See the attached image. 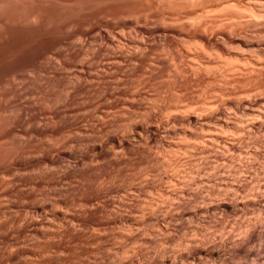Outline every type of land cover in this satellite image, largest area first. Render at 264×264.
<instances>
[{
    "label": "bare ground",
    "instance_id": "1",
    "mask_svg": "<svg viewBox=\"0 0 264 264\" xmlns=\"http://www.w3.org/2000/svg\"><path fill=\"white\" fill-rule=\"evenodd\" d=\"M59 1L75 18L0 73V198L31 200L0 264H264V97L223 93L264 72V0Z\"/></svg>",
    "mask_w": 264,
    "mask_h": 264
},
{
    "label": "rangeland",
    "instance_id": "2",
    "mask_svg": "<svg viewBox=\"0 0 264 264\" xmlns=\"http://www.w3.org/2000/svg\"><path fill=\"white\" fill-rule=\"evenodd\" d=\"M5 0H3V3H5L4 5H5V10H3V9H1V7H0V73H3V72H6V71H8V72H10V71H16V69H17V71L19 70V68H18V65H19V63L20 62H22L24 59L25 60H27L28 58L30 59V57L32 58V57H34L35 56V54H36V52L38 51V49H39V47H40V45L43 43V42H45L46 41V38H53V37H55V36H59V31H60V29H61V27H62V25H63V22L65 21V19H67V18H69V19H72V18H75V17H72V14H74L73 12H75V11H73V12H71L72 10H73V8H72V10L71 11H68L69 9L68 8H70V7H72V6H69V7H64L62 4H61V2L59 1V0H55L56 2H58V4H56V2H55V4H56V7H55V4L52 2L53 0H47V2H46V0H6L5 2H4ZM35 1V2H34ZM40 1V2H39ZM41 1H43V3L41 2ZM51 1V2H50ZM82 1V0H81ZM86 1V0H85ZM137 0H133V3H135ZM139 1V0H138ZM136 2V4L137 5H139V3L140 2ZM37 2V3H36ZM48 2H50V3H48ZM60 2V3H59ZM84 2V1H83ZM83 2H81V3H83ZM8 3V4H7ZM28 3V4H27ZM34 3V4H33ZM81 3L79 4V5H81ZM30 4V5H29ZM36 4V5H35ZM54 4V5H53ZM84 4H85V2H84ZM39 5V6H38ZM40 5H42V6H40ZM43 5H45V6H43ZM47 5V6H46ZM52 5H53V7H52ZM83 5V4H82ZM81 5V7H83ZM134 6H136L135 4H133ZM0 6H1V3H0ZM26 6V7H25ZM49 6V7H48ZM48 7V8H47ZM59 7V8H58ZM61 7V8H60ZM80 7V6H79ZM121 7V6H120ZM31 8V9H30ZM37 8V9H36ZM56 8V9H55ZM115 8V7H114ZM117 8V7H116ZM116 8L115 9H111L110 10V12H116L115 14L113 13V15H117V10L119 9V8H117V10H116ZM36 9V11H38V10H40V11H44V9H45V12H50V11H53V12H51V14L52 15H54L53 17H54V19L51 21V22H49L50 24H48L47 22H45L46 24H44L43 26H42V28L41 29H38L37 27H33V26H35V25H33V24H30V23H20L19 21L20 20H23V19H21L22 17H23V13L26 15L27 14V12L28 11H34ZM42 9V10H41ZM51 9V10H50ZM54 9V10H53ZM58 9V10H57ZM59 9H61V10H59ZM122 8H120V10H121ZM48 10V11H47ZM64 10V11H63ZM75 10V9H74ZM113 10V11H112ZM24 11V12H23ZM68 11V12H67ZM64 12H66V13H64ZM70 12V13H69ZM57 13V14H56ZM76 13V12H75ZM112 13H111V15H112ZM20 14V15H19ZM58 14H60V15H58ZM62 14V15H61ZM64 14H67V16L66 15H64ZM71 14V16H69ZM22 16V17H21ZM61 16V17H60ZM75 16V15H74ZM21 17V18H20ZM63 17V18H62ZM67 17V18H66ZM15 18V19H14ZM62 18V19H61ZM65 18V19H64ZM56 19V20H55ZM68 19V20H69ZM55 20V21H54ZM121 21V20H120ZM14 22V23H13ZM17 22V23H16ZM123 22H125V24L123 23ZM123 22H119L118 21V23H117V25L115 24V27L114 28H117L118 29V25H124V26H126L128 23L125 21V20H123ZM56 23V24H55ZM61 23V24H60ZM6 24V25H5ZM9 25V26H8ZM17 25V26H16ZM18 25H19V27H18ZM22 25V26H21ZM27 25V26H26ZM30 25V26H29ZM54 25V26H53ZM57 25V26H56ZM21 26V27H20ZM24 26V27H23ZM56 26V27H55ZM11 27H13V28H11ZM120 27V26H119ZM16 28H18L17 30H16ZM11 30V31H10ZM34 30V31H33ZM17 31V32H16ZM12 32V33H11ZM13 32H15V33H17V34H15V33H13ZM44 32V33H43ZM9 33V34H8ZM19 33V34H18ZM36 33V34H35ZM39 33V34H38ZM50 33V34H49ZM30 34V35H29ZM16 37H15V36ZM33 35V36H32ZM7 36V37H6ZM12 36V37H11ZM18 37V38H17ZM11 38V39H10ZM13 39V40H12ZM16 39V40H15ZM10 40V41H9ZM12 41H14L15 42V44H14V42L12 43ZM30 41V42H29ZM6 42V43H5ZM11 42V43H10ZM8 43V44H7ZM33 43V44H32ZM35 45V46H34ZM10 46H12V47H10ZM232 48H233V50H232ZM231 48V50H232V52H234V51H236V50H234V46ZM236 49V48H235ZM237 52V51H236ZM235 52V53H236ZM237 53H239V52H237ZM244 53V52H243ZM3 55V58H2V55ZM30 54V55H29ZM5 55V56H4ZM26 55V56H25ZM244 55H247V54H245L244 53ZM7 56V57H6ZM5 57V58H4ZM21 59V60H20ZM3 61V62H2ZM236 63H239V62H237L236 60H234ZM262 61H264V60H262ZM232 63H233V61H232ZM252 69H250V71H251ZM252 71H254V70H252ZM202 72L203 73H205V71H203L202 70ZM193 73L194 72H189L188 73V75L187 76H189V74H190V78H189V80H187V81H190V79H191V75H192V77L195 75V77L190 81V82H192L191 84L193 85V86H191V84H190V82H188V84L187 85H189L190 84V86L191 87H195V86H197L199 83H201V84H203L204 85V83H205V81H208L209 79L211 80L213 77H211V78H209L208 80H206L208 77L204 74L203 75V73H194V75H193ZM210 73H212V72H210ZM252 73V72H251ZM249 73V75H247V74H245V75H247V77H249V78H251L252 79V77H254L255 78V76L257 75L256 73H258L257 71H256V73H255V71H254V74L252 73ZM262 74L264 73L263 71L261 72ZM198 76H197V75ZM242 75V74H240V75H242V76H239L238 75V79H241L242 80V78H244L243 79V81L245 82L244 84L242 83L243 81H241L240 82V84H235L234 83V86H232L231 85V83H229L230 84V86L232 87V90L230 91L229 89L230 88H228L229 87V85H227V87H226V85H225V87L226 88H224V90H226V92L225 91H223V93H225L224 94V98L226 97V99H228V100H230L229 98H231L232 99V101H239V99H245V98H251V99H254V98H262V97H264V79H263V77L264 76H262V74H258L256 77L257 78H259V77H261L260 79H258V80H256V79H252L253 81H251V79H249L248 78V80H249V83H248V80L246 79L247 77L245 76V75ZM261 75V76H260ZM264 75V74H263ZM186 76V77H187ZM202 76V78H200ZM237 76V75H236ZM235 76V77H236ZM252 76V77H251ZM206 77V78H205ZM242 77V78H241ZM246 77V78H245ZM188 78V77H187ZM187 78H185V79H183V80H186ZM196 78V79H195ZM200 78V80H201V82L200 81H198V79ZM204 78H205V80H204ZM237 78V77H236ZM203 79V80H202ZM218 79V78H217ZM19 80H21V82H23L22 84L23 85H25L24 84V81H23V79H18V83H19V85H22V84H20L21 82L19 81ZM183 80H182V84H181V86H183ZM193 80H195V83L196 82H199L198 84L196 83V84H194L193 82ZM197 80V81H196ZM219 80V79H218ZM230 80V79H229ZM228 79H227V81H229ZM261 80V81H260ZM204 81V82H203ZM222 81V80H221ZM263 81V82H262ZM186 81H184V83H185ZM212 82V81H211ZM260 82V83H259ZM17 83V82H16ZM187 83V82H186ZM213 83H215V85H216V83H219V82H217V81H215V82H213ZM238 83V82H237ZM250 83H252V84H250ZM254 83V84H253ZM256 83V84H255ZM201 84H199L200 85V87L202 86ZM220 84V83H219ZM224 84V83H223ZM223 84H222V82H221V86L220 85H216L217 87L216 88H218V87H222L223 86ZM242 84V85H241ZM261 84V85H260ZM22 85V86H23ZM184 85H186V84H184ZM215 85L213 84L211 87H215ZM235 85H239L238 87H236ZM240 85L241 86H243V87H240ZM247 85V86H246ZM256 85V86H255ZM258 85V86H257ZM190 86H186L187 88H189ZM246 86V87H245ZM253 86V87H252ZM261 86V87H260ZM190 87V88H191ZM198 87V86H197ZM197 87H195V88H197ZM234 87H235V90L236 89H238V90H234ZM193 88H191V89H193ZM194 88V89H195ZM202 88V87H201ZM223 88V87H222ZM246 90H245V89ZM248 88L249 89H251V92H250V90L249 91H247L248 90ZM253 88V89H252ZM259 88V89H258ZM261 88V89H260ZM193 89V90H194ZM199 89V88H198ZM198 89H196V90H198ZM192 90V91H193ZM233 90H234V92H233ZM242 90V91H241ZM191 90H190V92H192ZM246 91L247 92H250V93H252L253 92V96L250 94H248V93H246ZM256 91V92H255ZM230 92V93H229ZM256 93H258V94H256ZM234 94H235V96H234ZM232 95V96H231ZM239 95L241 96V97H239ZM247 95V96H246ZM249 95V96H248ZM191 96V95H190ZM230 96V97H229ZM246 96V97H245ZM261 96V97H260ZM229 97V98H228ZM234 99H233V98ZM243 97V98H242ZM249 98V99H250ZM9 99V98H8ZM8 99H5L4 101H2L1 103H0V109L2 110V113H0V123L2 124L3 123V121H6V117L9 115V114H7L9 111H12V113L14 114L15 113V111L13 112V110L11 109V107L14 105L13 103V101L12 100H9L8 101ZM237 99V100H236ZM8 102H7V101ZM35 101L34 102H36L37 101V99H34ZM5 104H4V103ZM10 102V103H9ZM11 102H13V103H11ZM8 103V104H7ZM2 104V105H1ZM9 104H13L12 106L11 105H9ZM4 106H6V107H4ZM8 107H9V109H8ZM13 108V107H12ZM6 110V111H4V110ZM4 112L7 114V115H5L4 114ZM10 113V112H9ZM1 114H3V115H1ZM6 116V117H5ZM2 119H3V121H2ZM5 119V120H4ZM1 145V144H0ZM3 145V146H2ZM0 147V161L2 162V161H4L5 160V158H8L9 156V154H11V152H13L12 150V148H8L7 147V145L6 144H2ZM4 145H6V146H4ZM3 147H5L4 149H3ZM12 149V150H11ZM8 150V151H7ZM8 153H7V152ZM5 153V154H4ZM2 156H3V158H2ZM24 177H28V176H23V178ZM34 192H36V191H34ZM38 193V192H37ZM6 200V201H5ZM22 200V201H21ZM4 203H3V202ZM14 201V202H13ZM30 201L31 200H28V199H20L19 201L18 200H8V199H3V200H1V198H0V208L2 207V210H0L1 211V213L0 214H2V212L5 214V212H6V214L8 215V217L6 216V214L5 215H1L0 216V223H2L3 221L4 222H6L10 217H14V215H20L21 214V212H23V211H21L22 209L25 211V209H26V206H27V204L29 205V203H30ZM6 202V203H5ZM9 202H11L10 204H9ZM13 202V203H12ZM21 202H23V203H21ZM26 202V203H25ZM3 203V204H2ZM16 203V204H15ZM1 204H2V206H1ZM14 204V205H13ZM21 206H20V205ZM4 205V206H3ZM8 205H12L11 207H10V210L8 209ZM18 205V206H17ZM25 205V206H24ZM14 206H16V207H14ZM22 206H24V207H22ZM4 207V208H3ZM13 207V208H12ZM8 210H7V209ZM3 209H5V210H3ZM14 210V211H13ZM9 211H11V212H8ZM18 211V212H17ZM20 212V213H19ZM13 213V214H12ZM18 213V214H17ZM9 214H12V216L11 215H9ZM24 214V213H23ZM3 216H4V218H3ZM6 216V217H5ZM3 218V219H2ZM6 218H7V220H6ZM2 219V220H1ZM3 222V223H4ZM51 255H54V253H51Z\"/></svg>",
    "mask_w": 264,
    "mask_h": 264
}]
</instances>
